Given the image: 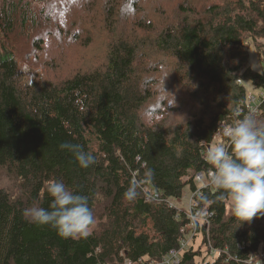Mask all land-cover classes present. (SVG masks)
I'll use <instances>...</instances> for the list:
<instances>
[{
    "label": "trees",
    "instance_id": "trees-1",
    "mask_svg": "<svg viewBox=\"0 0 264 264\" xmlns=\"http://www.w3.org/2000/svg\"><path fill=\"white\" fill-rule=\"evenodd\" d=\"M65 3L0 0V168L13 182L12 191L0 185V264L159 260L177 248L187 218L164 200L146 201L142 187L173 200L185 187L194 190L195 174L213 167L205 156L214 133L233 121L234 109L249 113L245 83L264 89V74L248 65L249 41L264 38V2L182 0L176 22L156 30L152 22L139 21L144 36L132 28L130 35L111 40L97 68L58 82L36 75L22 81L13 36H25L41 49L53 25L67 19L61 14ZM160 55L169 59L164 66L177 73L178 85L187 88L188 106L199 108L175 125L141 119L155 96L143 65ZM174 97L163 94L161 107ZM253 114L264 123V99ZM62 143L79 145L95 162L80 167ZM53 180L89 198L95 224L88 236L62 238L25 216L33 206L48 208L52 198L46 189ZM129 189L134 199L125 198ZM217 195L215 188H206L197 201L210 214L209 228L201 229L202 244L219 253L197 263L201 250L190 246L181 264H264V216L241 222Z\"/></svg>",
    "mask_w": 264,
    "mask_h": 264
},
{
    "label": "rangeland",
    "instance_id": "rangeland-1",
    "mask_svg": "<svg viewBox=\"0 0 264 264\" xmlns=\"http://www.w3.org/2000/svg\"><path fill=\"white\" fill-rule=\"evenodd\" d=\"M180 1L182 0H66L63 7L64 12L61 14L67 19L64 22L59 21L56 27L53 25L51 29L53 33L45 38L44 43H39L42 46L41 49H35L29 38L25 36L20 38L13 36L11 46L16 56L19 76L26 83L33 75L58 82L75 72L97 68L103 62L109 43H112L111 40L125 33V35H130L132 28L136 34L137 31L138 33L144 32L136 24L139 21L141 23L152 22L156 30L168 26V23L176 22V6ZM132 3L133 8L130 6ZM44 9L47 10V7ZM68 27L69 36L65 34ZM33 33L36 34L35 31ZM73 33L75 36L71 37ZM142 35L144 36L143 33ZM255 43L261 45L260 48L256 47ZM257 50L262 51L259 56L264 58V38L256 37L248 43V65L264 74V62L260 60ZM147 59L143 66L144 68L147 66L148 73L143 72V74L144 77L152 76L155 96L142 109L141 119L146 124L163 120V122L175 125L191 118L193 111L197 112L199 108L196 105H191L192 108L188 106L190 101L186 100L189 96L187 88L178 85L177 73L164 66V63L169 64V59L164 55H160L155 60ZM245 86L246 93L264 96V89H254L247 82ZM165 93L176 97L161 107L158 99ZM253 105L255 106L254 103ZM254 106L252 107L253 113H256ZM157 108H162L163 111H156ZM210 147L213 148L214 145ZM1 169L0 185L12 191L13 182ZM190 196L191 190L185 187L181 197L171 201L180 210L186 211ZM228 206L230 207L229 203ZM189 245L194 250H201V256L195 259L197 263L202 258L210 259L215 256L207 252L200 234Z\"/></svg>",
    "mask_w": 264,
    "mask_h": 264
},
{
    "label": "clouds",
    "instance_id": "clouds-1",
    "mask_svg": "<svg viewBox=\"0 0 264 264\" xmlns=\"http://www.w3.org/2000/svg\"><path fill=\"white\" fill-rule=\"evenodd\" d=\"M220 132L229 144H217L207 152L205 159L214 168L209 183L217 190V201H227L234 217L250 222L264 216V123L253 113L242 115L234 109L233 122L220 126ZM60 148L69 150L82 168L95 162L79 145L62 143ZM46 190L51 202L48 208L26 209L30 222L54 228L62 238L88 236L95 224L89 198L59 180L50 181ZM135 195L129 189L125 198L131 200Z\"/></svg>",
    "mask_w": 264,
    "mask_h": 264
},
{
    "label": "built area",
    "instance_id": "built-area-1",
    "mask_svg": "<svg viewBox=\"0 0 264 264\" xmlns=\"http://www.w3.org/2000/svg\"><path fill=\"white\" fill-rule=\"evenodd\" d=\"M247 97V107L249 113H253L252 107H256V112L258 109V105L261 100L264 99V96L262 94H259L258 96L253 95L252 93L248 92L246 93ZM233 122V121H232ZM231 122V123H232ZM230 124L223 122L220 126ZM217 144H222L225 147L228 146L229 141L224 138L220 132L219 129L214 133L212 145L216 146ZM210 147V146H209ZM211 149V147H210ZM214 168H210L207 170V172H198L194 176V182H195V189L191 190V196L188 199L187 207L188 209L185 212L184 215H186V222L181 226L180 233L181 236L178 239V245L177 248L170 250L168 253L164 254L159 260H148L144 257L139 258L136 262H132L128 257H124L122 264H181V256L185 250H187L191 245L190 242L193 241L199 234L202 237L201 229L202 227L209 228V215L205 214V210L207 208V205H203L201 208L198 205L197 199L202 196L204 190L206 188H214L209 183V177L213 174ZM186 178V177H185ZM197 185H199L197 187ZM145 200L151 201H161L164 200L168 206L174 207L178 210H180L173 201V199H162L161 194L152 187H142ZM206 248L209 250V254L211 255H217L219 253V250L216 248H213L210 243H207Z\"/></svg>",
    "mask_w": 264,
    "mask_h": 264
}]
</instances>
